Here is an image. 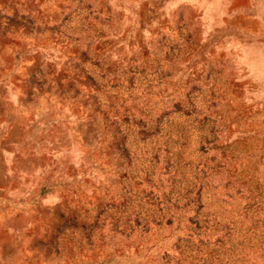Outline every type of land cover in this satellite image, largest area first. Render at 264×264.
Instances as JSON below:
<instances>
[{"label": "rangeland", "instance_id": "374dc122", "mask_svg": "<svg viewBox=\"0 0 264 264\" xmlns=\"http://www.w3.org/2000/svg\"><path fill=\"white\" fill-rule=\"evenodd\" d=\"M0 264H264V0H0Z\"/></svg>", "mask_w": 264, "mask_h": 264}]
</instances>
